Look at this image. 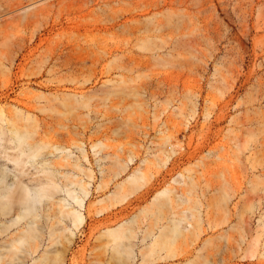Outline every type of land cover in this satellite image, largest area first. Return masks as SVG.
<instances>
[{
    "label": "rangeland",
    "instance_id": "rangeland-1",
    "mask_svg": "<svg viewBox=\"0 0 264 264\" xmlns=\"http://www.w3.org/2000/svg\"><path fill=\"white\" fill-rule=\"evenodd\" d=\"M0 128V264H264V0H0Z\"/></svg>",
    "mask_w": 264,
    "mask_h": 264
},
{
    "label": "bare ground",
    "instance_id": "bare-ground-1",
    "mask_svg": "<svg viewBox=\"0 0 264 264\" xmlns=\"http://www.w3.org/2000/svg\"><path fill=\"white\" fill-rule=\"evenodd\" d=\"M10 131L13 134L14 141L18 143V147H21L22 151L25 152L23 146L28 145L30 134L28 135L27 132L20 131L15 126L11 128ZM7 133L8 130L0 128V136H3ZM29 149L31 150L32 146H29ZM169 160L170 155L166 157L165 162L168 163ZM181 181L182 180H180V182ZM0 185H6V175L2 170H0ZM51 195L50 189H34L27 185H20L19 189H14L13 187L6 185V187L0 189V216H7L11 214L10 217H12L11 219H7L5 222H2V219L0 220V225H3L2 229L6 230L8 228L7 225L20 224L24 219H26L27 225H29L28 231H25L23 234L14 238L13 241L18 240L20 244H26L31 241H35L36 244L31 246L32 249L37 250L39 248L37 241L40 237V234L38 228L35 227V225L38 224V204L41 203L44 198L51 197ZM74 198H76L80 204L82 203L78 196L75 195ZM15 203L19 205L17 210L16 207H14ZM71 213L74 217V223L80 222L83 218L82 213L79 210H71ZM120 227H122V225ZM120 227L110 230V234L114 237L115 241L120 240L122 237ZM11 246L14 248L17 246V244L12 243ZM45 258L49 257L45 256ZM52 260L57 261V259Z\"/></svg>",
    "mask_w": 264,
    "mask_h": 264
}]
</instances>
